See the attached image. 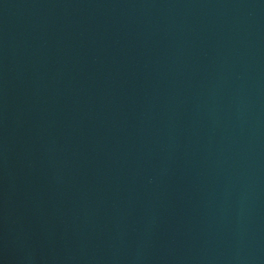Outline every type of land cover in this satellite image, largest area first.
Here are the masks:
<instances>
[{
    "label": "water",
    "instance_id": "water-1",
    "mask_svg": "<svg viewBox=\"0 0 264 264\" xmlns=\"http://www.w3.org/2000/svg\"><path fill=\"white\" fill-rule=\"evenodd\" d=\"M0 264H264V0H0Z\"/></svg>",
    "mask_w": 264,
    "mask_h": 264
}]
</instances>
